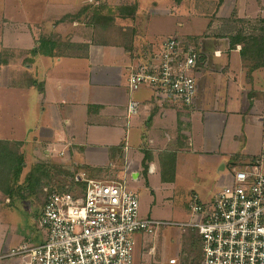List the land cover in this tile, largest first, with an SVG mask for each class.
Returning a JSON list of instances; mask_svg holds the SVG:
<instances>
[{"label": "crops", "instance_id": "obj_1", "mask_svg": "<svg viewBox=\"0 0 264 264\" xmlns=\"http://www.w3.org/2000/svg\"><path fill=\"white\" fill-rule=\"evenodd\" d=\"M89 2L79 0L69 11L51 0H0V107L18 106L22 121L35 117L27 132L21 119L15 128L10 115L1 120L0 140L19 142L18 184L24 185L35 162L76 166L94 177L128 170L132 180L139 177L135 168L145 165L179 192L180 179L200 186L228 160L259 152L262 131L254 113L264 86V0H144V11L152 13L144 19L151 40L144 42V56L136 50L137 29L125 43L81 20L87 10L77 13L89 10ZM137 2L122 6L140 11L142 0ZM106 19L97 23L107 26ZM79 22L91 28L83 37ZM168 36L199 51L198 95L190 104L161 102L146 85L128 84L131 68L158 52ZM29 143L42 145L44 156L29 160L32 150L39 151ZM25 195L18 197L35 217ZM37 198L38 213L43 196ZM10 199L0 189V252L28 239L18 223L24 221L10 218L12 211L2 205ZM5 264L21 263L12 258Z\"/></svg>", "mask_w": 264, "mask_h": 264}, {"label": "built area", "instance_id": "obj_2", "mask_svg": "<svg viewBox=\"0 0 264 264\" xmlns=\"http://www.w3.org/2000/svg\"><path fill=\"white\" fill-rule=\"evenodd\" d=\"M198 59L194 45L168 36L158 52L131 68L128 84L146 85L161 102L190 104L198 95ZM261 93L254 113L262 131L259 152L231 164L232 182L208 202L193 195L188 221L142 217L138 195L126 187L124 175L94 177L79 170L73 190H45L36 223L45 238L1 251L0 264L10 258L21 264H133V234L156 235L161 225L195 229L199 264H264V86ZM176 260L168 258L169 264Z\"/></svg>", "mask_w": 264, "mask_h": 264}, {"label": "rangeland", "instance_id": "obj_3", "mask_svg": "<svg viewBox=\"0 0 264 264\" xmlns=\"http://www.w3.org/2000/svg\"><path fill=\"white\" fill-rule=\"evenodd\" d=\"M51 1L56 8H59L61 4H66L62 8L69 11L71 10L70 7H73L79 2V0ZM127 1H130L131 3L137 2V0H90V2L88 3L90 9H86L88 11H86V14L81 17V20L97 26L102 33L105 31L104 33L108 34L110 38L114 37L125 41V43L128 42V39L131 35V30L137 29L139 31V43L136 50L139 51V54L141 53L144 56L145 47L149 46L148 44H144V42L151 41L148 40L149 38H147L144 34V19L149 17L152 13L144 11V0H142L140 11L136 10L137 12L134 11L132 14H129V10L125 11V6L129 5L127 4ZM198 1L202 2L206 0ZM119 7L120 9L121 7H124L123 11L125 12V14L123 16H121L120 14H123L124 12H122ZM93 12L97 14L109 15L110 19H108V25L103 26L98 24V21L90 19V16ZM99 19L101 18L99 17ZM82 24L83 23L79 22L78 25L80 29L78 31L81 37L87 35L89 31H91L90 27L82 26ZM162 28H166L165 25H162ZM125 36H127V38ZM30 101L34 102L33 100ZM19 110L20 108L18 106L11 104L5 107H0V127L1 125H3L1 124V120L5 119V117L8 115H10L8 117V123L11 122L13 124V128L17 127L18 121L23 118L22 116L19 117ZM25 117L26 121H22L23 119H21L20 123L28 124V127L26 128L27 132L29 128L34 126L33 121L35 117L34 113H30ZM24 146L25 144L23 145V147ZM39 146L42 145L34 143L32 147V143L28 144V147H30L31 149L37 147L39 150ZM31 152L32 153L30 154V158L28 157L29 160H37V158H42L44 156L43 151L40 150H32ZM52 155L56 154L52 153ZM182 160H184V157L182 158ZM241 161L246 162L248 161V159L228 160V162L225 163V167L222 171L219 172L215 169L214 173H212L209 177L207 176V180L200 182V186L196 185V182H192L191 184H187V182L183 183V180L180 179L178 183L183 185L184 189L182 188V186H179L181 190L179 192L175 190V187H172L173 185L161 182L159 180V175L156 172L147 173V170L144 171L141 166L135 168L136 170H138V172L136 170H134V172L136 171L139 177L137 178L136 176V179L134 180H132L134 178L131 174L132 172L129 173L128 170L124 171V173L120 174V176L124 175L126 187L128 189L136 191L139 201V214L142 217H150L172 222H181L188 221L191 218L189 204H191L192 200L194 199L193 195H196L197 199L203 203L208 202L211 194L215 193L223 186L230 185V183L232 182V176L230 174L229 166ZM36 164L42 166V173L48 174L47 177H45L46 175H44L43 177L41 176L39 178L42 182H47L43 183V185L45 186H43L41 190L43 193L42 201L46 196V191L44 189L48 190L50 188H53L65 190L69 188V186H71V182L74 183L73 173L76 169H78L76 166L72 168L63 167L59 164H53L50 162L47 163L45 161L33 163V165ZM131 168L132 166H128V169ZM186 179L190 181V179H188L187 177ZM71 190L73 189H70L69 191ZM33 193L34 192L31 191V194H29L28 191H25L23 194H26L25 197H27L26 199L27 201H29L31 209H33V214H36L35 217H33L29 213V211L24 208L23 200L18 196H15V194H12L10 196L11 203H2L4 207H8L12 211V213H10V218H14L16 221H24L22 223H18L23 226L21 232L26 235L25 237H27L28 239L26 241H21V244H35L45 238L44 230L36 227L40 211L37 213L39 207L37 209L36 206L39 205L34 201ZM42 196L38 198L40 199ZM181 228L182 227L177 225H161L156 235L147 234L141 231L134 233L133 264H169L168 258L170 257L177 258L176 262L171 264H199L200 248L198 247L199 241L196 240L198 239L197 234L194 229L188 228L184 231V228ZM191 239H195L197 241V244L195 246L190 242ZM11 259L12 258H10V260ZM6 260L7 259H5V261Z\"/></svg>", "mask_w": 264, "mask_h": 264}, {"label": "trees", "instance_id": "obj_4", "mask_svg": "<svg viewBox=\"0 0 264 264\" xmlns=\"http://www.w3.org/2000/svg\"><path fill=\"white\" fill-rule=\"evenodd\" d=\"M88 7H82L81 11H79L77 13V15H79L81 12L86 11ZM124 7H121V11L124 12L123 9ZM120 9V7H119ZM126 11H128L129 14H132L134 12V8L131 7H126L125 9ZM88 11V10H87ZM86 14V12H85ZM101 17V19H105L107 18L105 21H108V19H110V17L108 15H106L107 17H105L104 15L101 16V14H97L95 12H93L91 14V18L95 21H99L100 19L98 18ZM257 38H254L255 43L257 44ZM19 142H9L7 140H0V189L2 191L5 192V194L11 196L12 194H15V196H22L23 193L25 191H28L29 194H31V191L34 192L33 194L36 195V197H39V195L42 193V187H43V183H47L42 182L39 178L44 175H46L45 177L48 176V174H44L42 173L41 170V165H32L30 170H29V174L26 177L25 183L24 185H22V183L18 184V178H19V174L20 171L22 169L23 166V160H22V156L16 151L18 148ZM147 158H149V156H147ZM161 160V158H160ZM162 162L163 164H168L169 161L166 159V162ZM174 164V157H172L171 159V165ZM146 168V166H144V169ZM40 170V171H39ZM38 174V175H36ZM72 175V173H71ZM51 178V177H50ZM162 179H164V176L162 175L161 177ZM71 186H69V188L67 189H53L59 192L62 191H66V190H70L73 189L72 187H74V183L71 182L70 183ZM51 188L48 190H52ZM68 190V191H69ZM38 200H40L39 198H37ZM43 204V201L42 203ZM195 231V229H194ZM196 232V231H195ZM197 234V233H196ZM198 237V234H197ZM197 241H199V237L198 239H196ZM195 239H191L190 242L195 246L197 244V241ZM192 245V246H193ZM198 247L200 248V242L198 243ZM199 261H200V252H199Z\"/></svg>", "mask_w": 264, "mask_h": 264}]
</instances>
